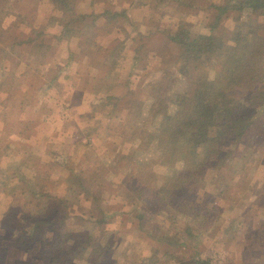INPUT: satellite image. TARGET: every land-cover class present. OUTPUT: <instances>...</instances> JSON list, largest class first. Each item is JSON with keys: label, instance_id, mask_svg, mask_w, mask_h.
<instances>
[{"label": "rangeland", "instance_id": "374dc122", "mask_svg": "<svg viewBox=\"0 0 264 264\" xmlns=\"http://www.w3.org/2000/svg\"><path fill=\"white\" fill-rule=\"evenodd\" d=\"M250 1L78 0L77 11L93 12L95 17L87 20L94 25L87 37L68 38L57 35V25H45L46 1L20 0L14 5L5 0L2 25L13 30L7 32L8 38L22 41L43 30L36 40L44 38L47 47L44 61L31 65L32 53L38 50L31 48L34 42L0 50V74L17 63L10 90H5L6 85L0 89V100L6 92L10 94L9 104L4 108L0 104L1 263L53 262L37 255L31 258L35 253L24 244L28 239L23 229L28 225L19 213L32 205V195H26L31 185L69 203L67 208L53 207L49 212L56 218L66 215L65 224L53 227L58 234L52 237L49 232L58 247L68 250L73 244L67 241L66 227L77 229L82 224L95 235L98 229L95 250L76 247L61 252L59 258L69 264H95L102 256L98 252L106 248L99 264H199L198 259L209 264H264V240L255 235V226L264 218V167L259 164L264 160V137L257 138L258 144L247 152L236 143L225 146L224 157L231 158L236 168H241L238 157L247 155L246 167L236 172L239 177L233 174V187H212L208 170L202 176L203 187H193L182 178L184 187L173 190L177 199L172 202L166 189L171 188L169 178L181 168L187 146L168 152L158 137L147 136L140 146L141 137L134 136V131L175 127L171 116L183 92L189 90L187 58L168 34L187 29L213 32L224 39L237 30L264 35V7L252 10ZM17 12L25 14L24 21ZM197 63L210 77L222 71L218 59L200 58ZM166 71L170 75L169 85L162 88L166 106L154 115L148 110L153 100L147 97L148 83L162 79ZM133 98L141 101H136L137 117L130 107ZM92 101L105 106L92 109L91 123H87ZM260 108L264 111V104ZM88 124L98 127L86 135L82 131ZM124 128L129 132L119 143ZM72 172L102 175L101 185L90 192L97 199L73 187ZM240 180L242 185L237 186ZM205 189L211 195L205 196ZM198 208L200 216H194Z\"/></svg>", "mask_w": 264, "mask_h": 264}, {"label": "trees", "instance_id": "16d2710c", "mask_svg": "<svg viewBox=\"0 0 264 264\" xmlns=\"http://www.w3.org/2000/svg\"><path fill=\"white\" fill-rule=\"evenodd\" d=\"M12 1L14 5L17 1L20 3V0ZM44 1L49 5L45 13V25H57L59 27L58 36L61 35L68 38L72 36H76L77 38L80 36L87 37L86 34L94 25L87 20V17L91 16L93 19L95 17L93 12H78V0ZM248 3L252 10H259L264 7V3L261 0H251ZM4 5L5 0H0V50H6L10 46L18 45L17 43L22 44L21 42L23 41L26 43L34 42L31 48L34 49L36 46L38 50L32 53L31 62L28 64L31 65L32 62L42 63L44 61V47H47V42H45L44 38H41L39 41L36 39L41 33L44 34V31L42 30L36 35L27 36L22 41L10 40L7 32L13 30L10 26L3 27L2 25L5 13ZM17 15L21 20H25V14L17 12ZM40 25L44 28L43 23ZM257 27L260 28V26ZM213 29L211 28L210 31ZM168 37L171 41L178 44L181 54L187 58L185 75L190 79L189 90L183 92L182 98L177 103V107L171 116V121L175 124V127H162L158 132L151 133L145 131L137 133L134 131V136L141 137L140 146L141 143L145 142V137H158V141L167 145L168 152L174 148L176 150L181 146H187L188 150L183 155L181 168H177L175 173L178 172L175 176L169 178L170 184L167 182L170 185L169 187H171L166 189L168 196H170L169 199L172 202H176L174 199L177 198L173 197L172 193L174 189L184 187L181 181L182 178L186 182L191 183L193 187L199 185L203 187L206 184L203 177L208 170L212 173V187H219V185L224 188L233 187L234 184L231 183L234 178L233 174L235 173L238 176L236 172L246 167L247 163L245 159L247 155L242 154L238 157L241 168H236L237 165L230 164L231 158L226 159L224 157L225 146L230 143H236L235 145L242 151L247 152L251 149L252 145L258 144L257 138L260 137L259 140L261 141L264 137V111L260 108L264 104V57L262 56L264 53V35H260L254 30L249 31V33L237 30L227 39H224L223 36L213 34V32L192 33L187 31V29H179L175 34H168ZM192 54L195 55V58H191ZM33 57L37 61L33 60ZM200 58L213 59V61L220 60L222 71L219 72V76L210 77L205 74L202 68L199 67V63H197ZM16 65V62H12L7 70L4 68L1 70L0 89L6 85L5 90H10L13 81L17 77L15 73ZM166 73H162V79L158 78L156 81L150 80L148 83L150 90L147 92V97L153 98L148 110L154 115L159 112L160 108L164 109L166 106L165 97L162 96V88L169 85L170 75H168L167 71ZM9 97V92H6V95L0 100L3 108L9 104ZM141 99L144 100V97ZM136 101H139L138 98H133V102L130 105L135 110V112H132V115L135 117L139 115L138 103ZM139 102L141 103V101ZM90 105L91 110H88L85 116L89 119L86 121L87 123H91L90 118H92L89 112L92 109L101 110L105 106V103L92 101ZM108 121L110 123V119ZM97 127L98 125L92 126V124H88L82 132L88 135L96 130ZM112 129L110 127L108 132L110 133ZM128 132V128H124L122 139L120 138L119 143L123 141V136ZM118 135L116 133L113 134V136ZM57 163L62 165L60 164V160ZM259 164L264 167V160L262 158ZM77 171L80 172L79 169ZM73 174L75 175V173ZM101 178L102 175L92 174L86 176L77 174L74 176L73 187H79L84 192L83 194H86V197H92L93 194L90 193L91 189L101 185ZM239 185H242L241 180L237 182V186ZM30 186H28L29 190L27 189L26 195H32V205L26 206L25 212H20L19 216L28 225L23 229V232H25L23 233V237H27L28 239L27 243H24L25 247H30L35 253L31 258L37 255L41 259L47 258L46 262L53 260L52 263H55L56 260L61 264H69L65 259L59 258L61 252L73 250L76 247L90 251L96 249L100 241L98 229L96 235L94 233L91 234L87 228H83L82 224L77 229H72V227L65 228L70 233L68 236L69 240L67 241L73 242V244H70L68 250L58 247L57 242L51 240L53 236L58 234L53 232V227L55 224H65L66 215L64 214L62 217L56 218L55 215L52 216L53 213L49 214V212H51L50 209H53V207L60 210V207L67 208L69 203L56 194L44 193ZM73 191L74 189L71 188L70 192ZM210 192H212L210 189H205V196L211 195ZM93 197L97 199V196ZM228 197H233L232 200L234 201L232 193L229 192ZM233 201L231 202L232 204ZM189 202L191 201L189 200ZM59 203L61 204L59 205ZM196 203L197 201L191 204V209L196 208ZM199 205H202V202ZM194 211V216H200V208L194 209ZM73 218L79 221L80 216L75 215ZM97 222L99 220H96ZM255 227L257 238L264 240L263 217L259 219ZM214 228L216 229V227ZM49 232H53L50 234L52 237L49 236ZM68 233L64 232V234ZM71 245H74V247L72 248ZM105 251H107V248L104 251L102 249L101 252H98V254L102 255L101 258L104 257ZM101 258L95 264H99ZM195 262L209 264V261L206 259H198ZM0 264H3V262L1 263V257ZM22 264L27 263L23 262Z\"/></svg>", "mask_w": 264, "mask_h": 264}]
</instances>
